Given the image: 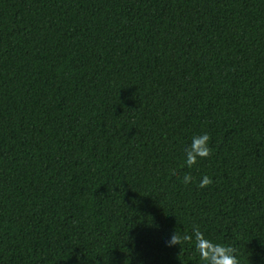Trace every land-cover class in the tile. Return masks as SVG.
Wrapping results in <instances>:
<instances>
[{"label": "trees", "instance_id": "trees-1", "mask_svg": "<svg viewBox=\"0 0 264 264\" xmlns=\"http://www.w3.org/2000/svg\"><path fill=\"white\" fill-rule=\"evenodd\" d=\"M197 229L264 264V0H0V264H206Z\"/></svg>", "mask_w": 264, "mask_h": 264}, {"label": "clouds", "instance_id": "clouds-1", "mask_svg": "<svg viewBox=\"0 0 264 264\" xmlns=\"http://www.w3.org/2000/svg\"><path fill=\"white\" fill-rule=\"evenodd\" d=\"M209 141L210 136L208 133L192 137L188 150L185 153V161L188 167L196 164L198 158L208 157L211 154ZM191 180L192 177L190 175L183 177L185 184L190 183ZM211 183V178L204 176L199 182V187L203 188ZM172 243H182V238L179 235H173ZM195 246L199 251L201 259L206 264H239L235 250L231 246L213 243L211 240L206 239L198 229L195 231Z\"/></svg>", "mask_w": 264, "mask_h": 264}]
</instances>
